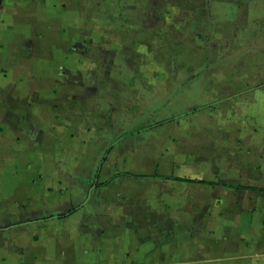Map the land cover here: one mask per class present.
<instances>
[{
    "label": "crops",
    "instance_id": "crops-1",
    "mask_svg": "<svg viewBox=\"0 0 264 264\" xmlns=\"http://www.w3.org/2000/svg\"><path fill=\"white\" fill-rule=\"evenodd\" d=\"M1 2L16 264H264V0ZM66 156L95 168H66L56 201ZM164 186L172 213L147 190Z\"/></svg>",
    "mask_w": 264,
    "mask_h": 264
},
{
    "label": "rangeland",
    "instance_id": "rangeland-1",
    "mask_svg": "<svg viewBox=\"0 0 264 264\" xmlns=\"http://www.w3.org/2000/svg\"><path fill=\"white\" fill-rule=\"evenodd\" d=\"M10 2H14L17 3V0H10ZM2 4L1 0H0V5ZM134 113H136V111H134ZM95 158L93 157H86V158H76V157H71V158H66L63 160L62 158H58L56 157V161H55V169L54 172L51 174L50 178H52L53 180H51V183H49V193H54V200L56 199V195H57V199H61L62 196L66 195L67 191H63L62 187H63V183H67V180H63L65 177V169L69 167V169L71 171H74V173H78V168L82 167L85 170L84 171H89L90 169H94L95 166ZM62 171L64 173H62ZM71 171L68 173V176L72 177ZM83 172V171H82ZM85 173V172H84ZM64 174V176H63ZM59 175V176H58ZM63 176V177H62ZM61 177V178H60ZM61 181H60V179ZM59 179V181H58ZM43 180V179H42ZM58 185H60L58 187ZM62 185V186H61ZM58 187V188H57ZM76 188V187H75ZM69 193H77L78 190L74 189L72 186L67 188ZM134 189L135 191V187L129 186V190L132 191ZM137 190V189H136ZM147 190L151 191V193L154 192H158L160 194V196L162 195V200L164 201L161 205H160V210L163 209L164 213H172V209H173V203L172 201H175L176 198V193H177V189H174L173 187L169 186H164L162 187H150ZM196 191V190H195ZM195 191H192L193 194H196ZM183 192L190 194L191 191L189 189H184ZM98 192L95 191L94 189H92L89 194L88 197L91 196H97ZM155 194V193H154ZM87 196V194H86ZM152 198L155 197L153 195H151ZM128 199L131 198H137V197H133V196H129L127 195ZM122 198V197H121ZM189 198V197H188ZM56 199V201H57ZM39 204V203H38ZM150 204V203H149ZM37 208H41L42 206L44 207V205H37ZM151 207L153 206L152 204L150 205ZM189 206V201L187 202V207ZM153 207H157L156 205ZM25 208H18V212H24ZM12 211V212H11ZM11 211L7 212L5 218L0 220V226L7 228L9 225H16L17 221L13 220V218H11V215H17V204H14V207H11ZM44 230V229H42ZM59 231V230H58ZM60 232V231H59ZM36 241V239H39V236L33 237ZM5 244L6 248L8 251H13V253H10L6 255L5 261L7 263L11 262V263H17V232L16 234H10L7 236H2L0 235V245Z\"/></svg>",
    "mask_w": 264,
    "mask_h": 264
},
{
    "label": "trees",
    "instance_id": "trees-1",
    "mask_svg": "<svg viewBox=\"0 0 264 264\" xmlns=\"http://www.w3.org/2000/svg\"><path fill=\"white\" fill-rule=\"evenodd\" d=\"M125 176H128V177H133L132 175H125ZM73 211H71V212H69L68 214H71ZM68 214H65V215H59V217L60 218H62V217H65V216H67Z\"/></svg>",
    "mask_w": 264,
    "mask_h": 264
}]
</instances>
